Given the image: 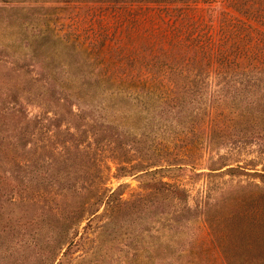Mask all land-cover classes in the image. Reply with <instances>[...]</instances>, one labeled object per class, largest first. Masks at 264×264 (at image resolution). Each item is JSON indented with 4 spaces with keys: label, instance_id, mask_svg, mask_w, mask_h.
Wrapping results in <instances>:
<instances>
[{
    "label": "rangeland",
    "instance_id": "1",
    "mask_svg": "<svg viewBox=\"0 0 264 264\" xmlns=\"http://www.w3.org/2000/svg\"><path fill=\"white\" fill-rule=\"evenodd\" d=\"M169 22L140 2L0 0V264H227L206 215L234 204L204 202L247 182L264 186L257 173L223 170L254 156L251 148L238 157L229 142H209L189 92L177 107L164 105L176 116L164 119L129 96L68 98L55 86L98 75L192 78L151 66L175 63ZM161 43L166 52L153 57ZM20 105L29 116L23 139L1 116ZM224 153L229 164L218 167ZM36 190L44 196L28 200ZM101 190H114L113 204L75 195L93 200ZM60 223L71 224L67 237L49 251L50 225Z\"/></svg>",
    "mask_w": 264,
    "mask_h": 264
},
{
    "label": "trees",
    "instance_id": "2",
    "mask_svg": "<svg viewBox=\"0 0 264 264\" xmlns=\"http://www.w3.org/2000/svg\"><path fill=\"white\" fill-rule=\"evenodd\" d=\"M90 1L140 2L154 7L161 20H170L173 40L169 49L174 53L176 65L171 63L172 66L163 67L153 61V70L190 71L194 76L184 78L187 80L182 83L177 78L156 75L129 78L98 75L77 79L74 82L76 88H70L69 80H61L55 86L67 91L68 98L80 99L82 92L96 93L99 90L107 91L112 98L129 96L140 104L143 112L152 113L153 110L154 116L163 113L164 119L175 116L171 114L173 110L169 111L165 106L177 107L183 99L180 92H189L188 101L192 106L197 105L196 111L201 113L198 114L200 123L204 125L203 132L209 142H229L230 149L233 148L231 154L238 157L249 148L254 152L249 158L235 159L234 165L223 170L238 169L240 173H257L264 178V0ZM165 50L163 43L157 49H149L153 57L165 53ZM152 56L150 59L159 61ZM147 69L152 68L148 66ZM1 116L16 123L13 136L23 139L27 134L25 123L29 119L26 109L20 105L5 110ZM3 149L7 154V147ZM227 156V153L221 155L224 162L218 167L229 164L225 161ZM14 161L21 163L17 158ZM258 164L261 166L257 167ZM104 190L94 192L93 200H88L90 193L75 195L82 197L80 204H113L114 190ZM16 193L11 189L8 200H16ZM174 193L178 198L186 196L178 186ZM42 196L44 194L36 190L28 200L35 202ZM20 199L26 200L24 197ZM118 200H122L121 197ZM204 204H234L231 211L222 216L206 215L210 232L218 240L226 263L264 264V186L247 182L235 192H225ZM96 211L97 207L91 212ZM216 218L223 225L214 224L212 220ZM70 226L66 223L50 225L53 232L48 239L55 243L50 244L49 251H53L57 243L61 247ZM72 241L73 238L68 243Z\"/></svg>",
    "mask_w": 264,
    "mask_h": 264
}]
</instances>
